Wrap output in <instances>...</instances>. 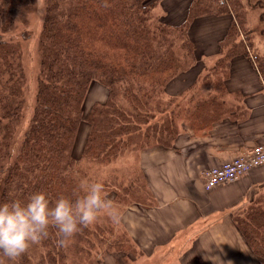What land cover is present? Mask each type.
<instances>
[{
    "label": "trees",
    "instance_id": "trees-1",
    "mask_svg": "<svg viewBox=\"0 0 264 264\" xmlns=\"http://www.w3.org/2000/svg\"><path fill=\"white\" fill-rule=\"evenodd\" d=\"M157 3L43 0L33 109L22 137L15 139L24 81L16 22L34 0H0V203L27 200L39 191L53 203L60 196L75 198L81 158L107 163L127 148L170 146L180 121L202 128L220 118L223 108L216 95L201 96L175 84L198 63L188 29L199 16L232 14L219 41L220 57L207 70L202 67L206 72L198 77L207 91L221 89L236 55L249 57L264 80V53L252 54L255 29L246 20V9L258 8L264 32L262 0H192L178 24L155 18ZM19 36L29 38L26 32ZM94 81L107 89L106 99L94 101L83 115ZM83 120L88 130L75 158L73 147ZM251 213L256 222L248 214L240 219V228L252 251L264 260V209ZM59 239L51 228L40 243L44 253L38 261L33 263L27 252L18 264H63ZM110 245L118 252L125 246L121 241Z\"/></svg>",
    "mask_w": 264,
    "mask_h": 264
},
{
    "label": "crops",
    "instance_id": "crops-1",
    "mask_svg": "<svg viewBox=\"0 0 264 264\" xmlns=\"http://www.w3.org/2000/svg\"><path fill=\"white\" fill-rule=\"evenodd\" d=\"M191 1L158 0L165 12L161 17L170 24L182 22ZM231 20V13L209 14L190 24L188 34L198 63L178 82L186 84V91L195 87L191 91H197L195 94L216 95L223 115L202 128L180 121L170 146L156 145L140 152L155 203L138 210L145 221L153 217V225H148L151 229L146 227L149 236H162L160 240L165 244L173 237L187 236L190 242L199 244L196 251L204 264H259V257L241 231L240 219L249 214L256 222L251 212L264 209V164L238 180L211 189L203 186L205 169L264 143V80L249 57H232L217 91H207L203 81H198L206 61L210 67L220 57L219 41ZM198 82L203 84L200 91L196 89ZM214 250L216 253L211 255Z\"/></svg>",
    "mask_w": 264,
    "mask_h": 264
},
{
    "label": "rangeland",
    "instance_id": "rangeland-1",
    "mask_svg": "<svg viewBox=\"0 0 264 264\" xmlns=\"http://www.w3.org/2000/svg\"><path fill=\"white\" fill-rule=\"evenodd\" d=\"M262 3L264 5V0ZM38 5L42 11L38 10ZM162 10L158 3L152 9V15L160 19L165 14ZM261 13L262 11L258 8L246 9L247 25L255 29L250 39L252 54L264 50ZM43 17V0H34L32 9L24 13L16 22L24 81L21 117L14 133L15 139L22 137L33 109L39 66L37 36L41 29ZM20 32H26L29 38L22 39L19 36ZM208 64L206 61V70L209 67ZM206 70L204 69L203 73ZM187 78L190 79L191 75H188ZM175 84L181 87L186 86V84L178 81ZM201 86L203 84L198 82L196 89L200 91ZM194 88H191L190 91ZM106 95L105 86L97 81L91 83L84 101L83 115L94 101H105ZM87 130L88 124L83 120L80 123L73 147L75 158L80 153ZM141 149L131 147L128 150L127 148L120 156L107 163H98L83 158L79 160L76 165L78 172L75 173L78 182L81 179L103 182L109 199L119 208L122 215L120 221L114 223L106 213H102L93 225L76 234L73 239L62 246L63 264H204L201 255H198L196 251L199 244L190 242L187 236L173 237L170 242L165 244L160 240L162 236L148 235L146 227L151 229L148 225H153V217H148L145 221L143 212L138 209L141 206L152 207L155 200L151 185L142 168L144 163L141 164L139 159ZM146 165L145 163V167ZM79 171L84 174H80ZM157 223L154 222V225ZM55 231L57 230L55 229ZM113 241H121L125 245L123 251L118 252L114 246L110 245ZM215 251H211V255L215 254ZM41 253H44V248L40 243L33 245L28 251L33 263L38 261ZM258 257V263L264 264V260L260 256ZM0 261H4V257L0 256Z\"/></svg>",
    "mask_w": 264,
    "mask_h": 264
},
{
    "label": "clouds",
    "instance_id": "clouds-1",
    "mask_svg": "<svg viewBox=\"0 0 264 264\" xmlns=\"http://www.w3.org/2000/svg\"><path fill=\"white\" fill-rule=\"evenodd\" d=\"M102 213L114 223L122 215L109 199L104 183L88 179L80 180L75 198L60 196L53 203L47 193L39 191L27 200L0 203V256L18 264L33 245L49 237L51 228L57 230L58 243L64 246L84 228L93 225Z\"/></svg>",
    "mask_w": 264,
    "mask_h": 264
},
{
    "label": "built area",
    "instance_id": "built-area-1",
    "mask_svg": "<svg viewBox=\"0 0 264 264\" xmlns=\"http://www.w3.org/2000/svg\"><path fill=\"white\" fill-rule=\"evenodd\" d=\"M264 164V143L255 144L248 151H241L230 160L213 165L202 172L203 186L211 189L216 185L238 180L252 168Z\"/></svg>",
    "mask_w": 264,
    "mask_h": 264
}]
</instances>
